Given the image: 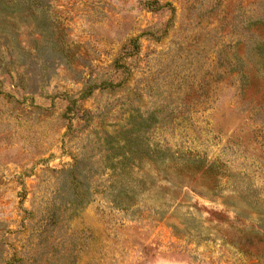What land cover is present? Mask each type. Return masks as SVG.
I'll list each match as a JSON object with an SVG mask.
<instances>
[{
  "label": "rangeland",
  "instance_id": "374dc122",
  "mask_svg": "<svg viewBox=\"0 0 264 264\" xmlns=\"http://www.w3.org/2000/svg\"><path fill=\"white\" fill-rule=\"evenodd\" d=\"M0 264H264V0H0Z\"/></svg>",
  "mask_w": 264,
  "mask_h": 264
}]
</instances>
